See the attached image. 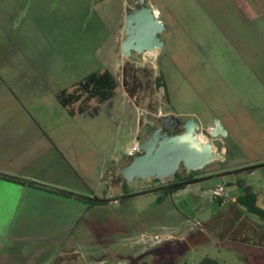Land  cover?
Segmentation results:
<instances>
[{
  "label": "rangeland",
  "instance_id": "374dc122",
  "mask_svg": "<svg viewBox=\"0 0 264 264\" xmlns=\"http://www.w3.org/2000/svg\"><path fill=\"white\" fill-rule=\"evenodd\" d=\"M147 2L165 23L162 44L127 57L130 0H0V173L21 179L0 177V264H247V234L264 241L228 185L264 187V0ZM105 69L120 82L113 98L75 115L59 103V91ZM160 112L199 120L222 156L183 164L196 182L165 196L156 187L174 175L121 171ZM218 121L226 131L213 137ZM249 248V263L264 264Z\"/></svg>",
  "mask_w": 264,
  "mask_h": 264
},
{
  "label": "water",
  "instance_id": "95a60500",
  "mask_svg": "<svg viewBox=\"0 0 264 264\" xmlns=\"http://www.w3.org/2000/svg\"><path fill=\"white\" fill-rule=\"evenodd\" d=\"M140 2L136 9L128 11L125 18L126 37L122 41V51L127 57L132 56L134 52L141 55L155 52L162 44L160 34L165 28L164 21L147 0ZM179 121L176 117V122ZM147 127L149 134L137 137L142 151L130 155L129 162L121 168L124 177L130 181L137 177L167 178L175 175L183 164L191 170H198L222 158L214 144L201 137L199 120L185 121L184 130L177 134L164 132L161 127L150 124ZM211 128L209 133L213 137H218L226 131L220 121ZM0 176L19 179L3 173H0Z\"/></svg>",
  "mask_w": 264,
  "mask_h": 264
},
{
  "label": "trees",
  "instance_id": "16d2710c",
  "mask_svg": "<svg viewBox=\"0 0 264 264\" xmlns=\"http://www.w3.org/2000/svg\"><path fill=\"white\" fill-rule=\"evenodd\" d=\"M157 85L159 87L165 86L163 75L157 77ZM120 87V82L114 73L105 69L103 71H94L83 79L78 81L71 90L63 89L57 93L59 103L68 109V111L75 115L77 113H84L89 110L93 102L103 103L115 96ZM167 93V89H165ZM176 180L170 184L164 185V196L175 193L184 189L188 183L195 181L193 173L183 174L180 176L179 172L175 175ZM4 177V176H2ZM14 181H21V179H14L5 177ZM159 180V178H153ZM229 186H237L241 192L236 196L235 202L242 206L247 212L257 215L264 224V205L260 202L259 194L252 183L245 179H236L234 182H229ZM220 202L223 198L217 197ZM142 264H149L144 262ZM199 264H220L218 260L206 257Z\"/></svg>",
  "mask_w": 264,
  "mask_h": 264
},
{
  "label": "flooded vegetation",
  "instance_id": "af4514ba",
  "mask_svg": "<svg viewBox=\"0 0 264 264\" xmlns=\"http://www.w3.org/2000/svg\"><path fill=\"white\" fill-rule=\"evenodd\" d=\"M130 1H132L133 4H131L130 6H128L126 8L125 18H126V15H127L129 10H134V9H136L137 5L141 4L140 0H130ZM124 30H125V25H124ZM134 53H136V52H134ZM167 116H168L167 114H163L160 112L157 115H155L154 118H152L148 123L140 125L139 131L137 133V137H145L146 135L149 134V132L147 130L148 129L147 126L149 124L154 126V127H161L164 132L168 131L171 134L181 133L184 130L183 129V123L185 121L180 120L179 122H176L177 116H175L173 118H168ZM128 157H126V158H128ZM128 162H129V160H128ZM123 177H124V175H123ZM167 185H173V184L169 183ZM156 188H158V190L162 191V190H164V185L156 187ZM102 202H104V201L103 200L95 201L94 203H102Z\"/></svg>",
  "mask_w": 264,
  "mask_h": 264
},
{
  "label": "crops",
  "instance_id": "0c3cea01",
  "mask_svg": "<svg viewBox=\"0 0 264 264\" xmlns=\"http://www.w3.org/2000/svg\"><path fill=\"white\" fill-rule=\"evenodd\" d=\"M153 7L155 8V10H156V13H158L159 14V16H160V18L162 19V16H161V13H160V11L153 5ZM163 20V19H162ZM167 115H168V113H166ZM202 124V123H201ZM213 125V124H212ZM136 137H137V135H136ZM218 147V146H217ZM0 177H2V176H0ZM240 189V188H239ZM255 189H256V191L258 192V194L259 195H261L262 196V198H263V200H264V187H262L261 188V190H258L256 187H255ZM240 193V192H239ZM239 193H237V195L239 194ZM236 195V196H237ZM236 196L234 197V199L233 200H235V198H236ZM252 216H255V217H258L257 215H254V214H251ZM259 218V217H258ZM263 231H264V229H262ZM253 232H252V234H247V239H244L245 241H243V244H245V245H241L240 244V248L245 252V256H246V258H247V260H248V263L247 264H251V263H249V259H250V248L249 247H252V248H255V249H258V250H260V251H262V253H263V251H264V241H261L260 239H258V236H256V230H252ZM250 235V236H249ZM250 238V239H249ZM249 249V250H248Z\"/></svg>",
  "mask_w": 264,
  "mask_h": 264
},
{
  "label": "built area",
  "instance_id": "2783aa9c",
  "mask_svg": "<svg viewBox=\"0 0 264 264\" xmlns=\"http://www.w3.org/2000/svg\"><path fill=\"white\" fill-rule=\"evenodd\" d=\"M141 151H142V150H141V148H140V146H139V141L137 140V137H136V139H135L133 145L128 149V156H130V155H134L135 153H138V152H141ZM220 190H221V189H220ZM215 195H216V197H221V198H223V200L226 199L227 196H228L227 193H225V192H223V191H219V190H216Z\"/></svg>",
  "mask_w": 264,
  "mask_h": 264
},
{
  "label": "bare ground",
  "instance_id": "6f19581e",
  "mask_svg": "<svg viewBox=\"0 0 264 264\" xmlns=\"http://www.w3.org/2000/svg\"><path fill=\"white\" fill-rule=\"evenodd\" d=\"M146 54H147V55H152L153 52H147ZM203 139H204V138H203ZM204 140H207V139H204Z\"/></svg>",
  "mask_w": 264,
  "mask_h": 264
}]
</instances>
